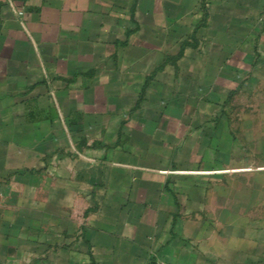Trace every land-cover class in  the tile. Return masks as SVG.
<instances>
[{
	"label": "crops",
	"instance_id": "0c3cea01",
	"mask_svg": "<svg viewBox=\"0 0 264 264\" xmlns=\"http://www.w3.org/2000/svg\"><path fill=\"white\" fill-rule=\"evenodd\" d=\"M261 85L264 0H0V264H264Z\"/></svg>",
	"mask_w": 264,
	"mask_h": 264
},
{
	"label": "rangeland",
	"instance_id": "374dc122",
	"mask_svg": "<svg viewBox=\"0 0 264 264\" xmlns=\"http://www.w3.org/2000/svg\"><path fill=\"white\" fill-rule=\"evenodd\" d=\"M258 90L254 93L252 92L250 96L248 97H242L241 95H238L236 101H235V118L241 119L242 117H248L251 121V124L245 127L246 131L249 132L246 134L247 141L244 143H240V146L243 144L246 149V153L248 156L245 158L244 163L249 165L251 168H259L264 167V136H261L260 130H263V126H258V119H262L264 116V110L259 109L261 105H264V85L260 86ZM263 91V92H262ZM260 105V106H259ZM243 108V109H242ZM242 126H238V129L240 130ZM241 137V136H239ZM262 137V138H261ZM246 182L249 181L246 178H243ZM241 180V177L236 175L235 181ZM257 192L258 189L256 187L250 188V203H249V215H250V224L249 228L251 230L257 229V222L256 219L257 214L260 215V217L264 216V205L260 199V205L257 204ZM238 191L235 190V207H237V212L240 215L241 213V207L238 205V199H240V195H238ZM238 205V206H237ZM239 224V223H238ZM236 226L235 228H241V225ZM236 230V229H235Z\"/></svg>",
	"mask_w": 264,
	"mask_h": 264
},
{
	"label": "built area",
	"instance_id": "2783aa9c",
	"mask_svg": "<svg viewBox=\"0 0 264 264\" xmlns=\"http://www.w3.org/2000/svg\"><path fill=\"white\" fill-rule=\"evenodd\" d=\"M156 264H168V263L163 262V261H158Z\"/></svg>",
	"mask_w": 264,
	"mask_h": 264
}]
</instances>
